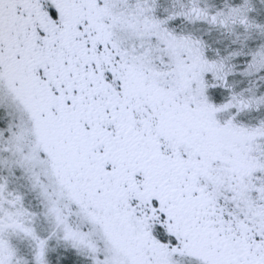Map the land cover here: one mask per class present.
<instances>
[{
  "label": "snow or ice",
  "instance_id": "obj_1",
  "mask_svg": "<svg viewBox=\"0 0 264 264\" xmlns=\"http://www.w3.org/2000/svg\"><path fill=\"white\" fill-rule=\"evenodd\" d=\"M0 264H264V0H0Z\"/></svg>",
  "mask_w": 264,
  "mask_h": 264
}]
</instances>
